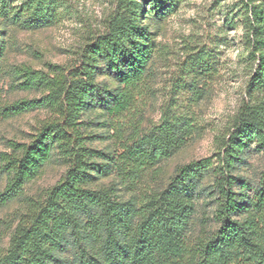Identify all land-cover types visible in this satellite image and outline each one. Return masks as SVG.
<instances>
[{
	"label": "trees",
	"instance_id": "16d2710c",
	"mask_svg": "<svg viewBox=\"0 0 264 264\" xmlns=\"http://www.w3.org/2000/svg\"><path fill=\"white\" fill-rule=\"evenodd\" d=\"M181 0H115L106 31L95 36L72 66L48 70L15 67L17 86L40 98L3 106L9 114L47 108L29 143L2 153L7 184L0 204L18 198L54 154L67 166L63 178L34 200L0 255V264H264V170L254 186L236 175L255 150L264 155V0H240L243 39L251 66L246 93L232 125L218 136L219 164L209 158L176 168L163 188L123 200L118 187L98 183L106 176L128 189L181 149L191 124L166 111L160 125L107 153L87 146L82 116L94 106L127 112L141 88L155 48L152 20H164ZM66 0H0V20L10 26H49ZM6 46L0 39V66ZM109 77L117 86L98 81ZM213 175L214 184L205 185ZM141 189V187L139 188ZM211 197L215 229L191 237L200 197ZM194 239V240H192Z\"/></svg>",
	"mask_w": 264,
	"mask_h": 264
},
{
	"label": "rangeland",
	"instance_id": "374dc122",
	"mask_svg": "<svg viewBox=\"0 0 264 264\" xmlns=\"http://www.w3.org/2000/svg\"><path fill=\"white\" fill-rule=\"evenodd\" d=\"M67 8L52 24L39 29L10 26L0 20V39L5 52L0 66V165L2 153H12L13 143H29L42 124L52 119L47 108H37L17 115L3 106L23 99L40 98L39 91L17 86L15 67L29 65L48 70L50 64L72 66L92 39L105 32L115 0H66ZM240 0H181L175 12L164 20H152L155 48L148 72L136 92L130 109L114 115L94 106L81 119L88 147L107 153L122 152V144L142 136L160 125L170 110L191 124L187 143L170 158L164 159L142 177L140 187L128 189L115 175L98 183H115L123 200H137L143 192L163 188L180 165L209 158L219 164L218 136L227 131L244 100L251 73L243 39ZM98 81L118 84L100 75ZM67 166L54 154L41 175L28 182L22 194L0 204V255L9 245L10 236L20 218L34 200L64 176ZM264 170V155L255 150L236 175L252 186ZM7 176L0 174V192ZM214 184L213 175L205 185ZM214 204L202 195L191 222V237L202 228L215 229ZM194 240V239H192Z\"/></svg>",
	"mask_w": 264,
	"mask_h": 264
}]
</instances>
